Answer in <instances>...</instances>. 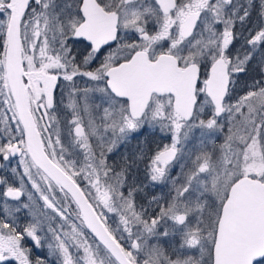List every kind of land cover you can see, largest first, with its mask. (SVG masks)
Listing matches in <instances>:
<instances>
[{
  "label": "snow or ice",
  "instance_id": "6c2138e0",
  "mask_svg": "<svg viewBox=\"0 0 264 264\" xmlns=\"http://www.w3.org/2000/svg\"><path fill=\"white\" fill-rule=\"evenodd\" d=\"M0 264H264V0H0Z\"/></svg>",
  "mask_w": 264,
  "mask_h": 264
},
{
  "label": "flooded vegetation",
  "instance_id": "af4514ba",
  "mask_svg": "<svg viewBox=\"0 0 264 264\" xmlns=\"http://www.w3.org/2000/svg\"><path fill=\"white\" fill-rule=\"evenodd\" d=\"M175 243H177V244L179 243V239L178 238H176Z\"/></svg>",
  "mask_w": 264,
  "mask_h": 264
}]
</instances>
